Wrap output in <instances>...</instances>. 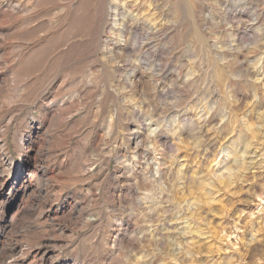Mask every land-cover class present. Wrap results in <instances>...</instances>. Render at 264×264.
<instances>
[{"label": "rangeland", "instance_id": "rangeland-1", "mask_svg": "<svg viewBox=\"0 0 264 264\" xmlns=\"http://www.w3.org/2000/svg\"><path fill=\"white\" fill-rule=\"evenodd\" d=\"M0 264H264V0H0Z\"/></svg>", "mask_w": 264, "mask_h": 264}, {"label": "bare ground", "instance_id": "bare-ground-1", "mask_svg": "<svg viewBox=\"0 0 264 264\" xmlns=\"http://www.w3.org/2000/svg\"><path fill=\"white\" fill-rule=\"evenodd\" d=\"M117 15V14H116ZM117 18V17H116ZM115 18V19H116ZM117 20V19H116ZM135 43V42H134ZM137 43V42H136ZM153 54V53H152ZM159 66V65H158ZM159 68L161 69V67L159 66ZM159 70V69H157ZM150 130V129H149ZM138 133V132H137ZM134 140H135V144L136 146H139L141 145L143 142L141 140L138 139V137H134ZM23 169L27 168L28 170L31 168V161L29 159H27L26 161H24L23 163ZM37 173V172H36ZM48 173V170L46 168H43L41 169V177H44L46 176ZM36 176H39V175H36ZM43 179V178H42ZM46 179V178H45ZM44 179V180H45ZM48 180V179H47ZM46 180V181H47ZM38 181V180H37ZM40 181V180H39ZM46 181H45V184H46ZM40 183V182H39ZM49 183V182H48ZM41 184V183H40ZM45 184H41L40 187H37L36 190L34 189V195L36 197L38 196H43V193L45 192V188H47V186ZM50 184V183H49ZM38 185V184H37ZM39 186V185H38ZM12 187H14V189L16 190V192H19L20 190L24 189V192L29 188L28 186V183H27V178L26 177H23V176H20V177H17L16 180L13 182L12 184ZM50 189V188H49ZM49 191V190H48ZM31 193V192H30ZM47 193V192H46ZM32 195V194H31ZM24 196V195H23ZM44 197V196H43ZM48 197V196H47ZM31 198V196H30ZM50 198V196H49ZM32 200V199H31ZM49 200V199H48ZM13 221V218L10 219V222Z\"/></svg>", "mask_w": 264, "mask_h": 264}]
</instances>
